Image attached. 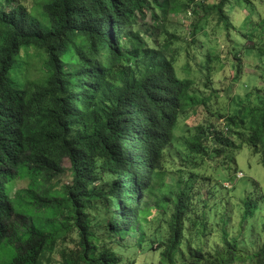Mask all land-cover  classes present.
Here are the masks:
<instances>
[{
	"label": "trees",
	"instance_id": "16d2710c",
	"mask_svg": "<svg viewBox=\"0 0 264 264\" xmlns=\"http://www.w3.org/2000/svg\"><path fill=\"white\" fill-rule=\"evenodd\" d=\"M37 1L39 16L22 3L0 8V247L12 245L16 254L8 264H125L105 230L136 237L138 245L125 252L157 256L158 264H178L179 256L186 264H264V244L246 255L225 230L222 248L207 244L208 211L195 201L207 208L201 187L214 192L221 186L210 187L201 169L184 172L176 165L180 115L201 101L192 92L194 80L177 76L170 54L175 36L164 26L169 14L183 11L185 0ZM228 1L198 8L226 24ZM161 33L168 38L161 40ZM27 45L46 53L50 76L43 85L20 89L10 72ZM259 99L226 124L198 127L186 141L190 156L201 155L210 141L217 145L207 150L209 159L226 154L228 132L249 121L247 144L264 166ZM66 159L72 180L53 189ZM23 168L37 180L12 197L8 184ZM257 208L246 198L242 216L253 217ZM153 209L168 216L167 238L145 232ZM32 210L42 223L23 213ZM187 225L195 228L200 247L184 243Z\"/></svg>",
	"mask_w": 264,
	"mask_h": 264
},
{
	"label": "rangeland",
	"instance_id": "374dc122",
	"mask_svg": "<svg viewBox=\"0 0 264 264\" xmlns=\"http://www.w3.org/2000/svg\"><path fill=\"white\" fill-rule=\"evenodd\" d=\"M220 1L185 0L183 11L169 14L164 23L167 32L175 36L170 39V54L173 53L176 58L177 76L194 80L192 92L201 100L180 115L174 132V146L178 150L175 157L176 165L184 172L192 169L197 172L201 169L199 171L204 172L205 178H211L210 187L216 182L221 186V190L209 191L211 193L207 191L208 188L201 187V195L207 199V208L199 203L201 201H195L198 208L208 211L207 244L211 248H222L225 230L229 238L238 239L239 249L244 254L251 255L264 244V166L260 156L254 154L247 144L250 135L249 121H245L242 128L233 134L228 132L226 137H229L230 151L215 159H209L207 155V150L217 145L214 141L205 143L206 151L195 157L190 156L186 147V141L197 133L198 127L226 124L228 118L236 117L241 108L256 105L259 103V97L264 99V0H229L225 7V13L228 15L226 24L220 23L215 13L207 16L203 7L198 8V4L215 6ZM37 2L0 0V8L22 3L34 15L39 16ZM195 9L197 14L194 13ZM41 18L43 26L49 28V20L45 19V15ZM146 22L151 24L150 16ZM161 35V40L168 38L166 33ZM49 76L46 53L35 45L22 46L10 72L11 81L20 89H25L29 83L45 84ZM236 132L240 134L237 135ZM63 168L65 173L55 179L53 189L62 190L72 180L69 160H65ZM173 170L174 167L167 161L166 171ZM36 180L35 173L21 169L16 178L8 184L11 196L26 190ZM165 181L170 182L169 177H165ZM246 198L257 202L258 210L251 218L242 216ZM18 210L20 213L24 211L20 207ZM23 213L31 217L36 224L44 221L35 218V210ZM167 218L168 216H163L153 209L148 217L149 223L145 226L147 236L155 233L159 239L167 238ZM189 228L191 227L187 225L184 243L191 241L196 243L194 246L200 247L197 245V241H200L195 228L188 231ZM104 232V238L108 240L111 235L115 239L114 247L124 252L125 264L159 263L157 256L148 257L143 251L130 249L125 252L129 246L138 245L136 237L121 238L118 234H111L106 230ZM69 246L73 247L72 244ZM15 255L12 245L3 244L0 247L1 264H8ZM59 258L58 255L55 256L56 260ZM184 263L179 256L178 264ZM233 264L252 262L238 260Z\"/></svg>",
	"mask_w": 264,
	"mask_h": 264
}]
</instances>
